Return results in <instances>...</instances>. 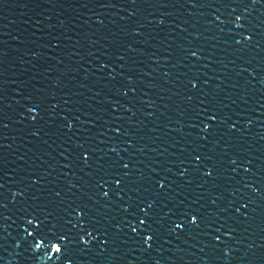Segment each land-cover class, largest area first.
I'll return each instance as SVG.
<instances>
[{
  "label": "water",
  "instance_id": "water-1",
  "mask_svg": "<svg viewBox=\"0 0 264 264\" xmlns=\"http://www.w3.org/2000/svg\"><path fill=\"white\" fill-rule=\"evenodd\" d=\"M0 264H264V0H0Z\"/></svg>",
  "mask_w": 264,
  "mask_h": 264
}]
</instances>
